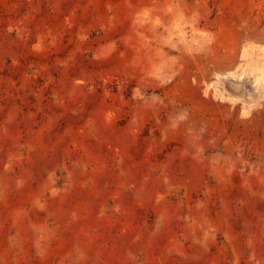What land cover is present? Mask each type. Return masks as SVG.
Instances as JSON below:
<instances>
[{
  "label": "rangeland",
  "instance_id": "rangeland-1",
  "mask_svg": "<svg viewBox=\"0 0 264 264\" xmlns=\"http://www.w3.org/2000/svg\"><path fill=\"white\" fill-rule=\"evenodd\" d=\"M0 264H264V0H0Z\"/></svg>",
  "mask_w": 264,
  "mask_h": 264
}]
</instances>
